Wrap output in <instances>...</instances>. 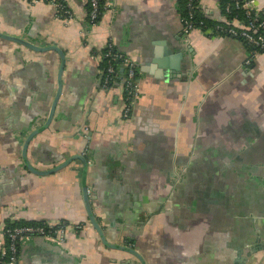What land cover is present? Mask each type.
I'll list each match as a JSON object with an SVG mask.
<instances>
[{"label": "crops", "instance_id": "0c3cea01", "mask_svg": "<svg viewBox=\"0 0 264 264\" xmlns=\"http://www.w3.org/2000/svg\"><path fill=\"white\" fill-rule=\"evenodd\" d=\"M220 1L199 0V12L222 22ZM64 2L73 19L0 0V33L64 53L48 122L58 53L0 37V248L8 224L81 221L61 245L24 240L16 264H142L129 247L144 264H264V54L199 29L185 38L180 0H112L93 25L88 0ZM110 39L137 61L128 119L120 82L100 86ZM76 154L86 167L29 169Z\"/></svg>", "mask_w": 264, "mask_h": 264}, {"label": "built area", "instance_id": "2783aa9c", "mask_svg": "<svg viewBox=\"0 0 264 264\" xmlns=\"http://www.w3.org/2000/svg\"><path fill=\"white\" fill-rule=\"evenodd\" d=\"M27 1L29 3L49 2L54 6L58 16L65 20L74 18L72 10L64 0ZM88 4L89 25L95 24L102 13L110 10L113 6L112 0H88ZM186 6L188 8L187 14L180 17L181 32L185 38L195 29L210 33L215 32L214 34L232 36L244 41L251 48V56L264 54V5L256 6L254 0H233L232 6H225V12L228 13L231 12V9H237L242 12L243 17H239L236 13L231 17L225 15L224 20L221 23L216 22L214 27L206 26L202 20H194V11L198 6L194 3V0H188ZM103 59L106 63L101 70L100 86L107 90L118 81L120 82L124 96L122 117L128 119L131 116L134 101L138 96L137 61L131 54L117 50L112 39L106 43L102 50ZM83 228L84 224L81 221H58L5 227L3 234L7 243L0 248V264H16L19 244L28 238L39 236L46 241L61 245L65 242L69 231L80 232Z\"/></svg>", "mask_w": 264, "mask_h": 264}, {"label": "water", "instance_id": "95a60500", "mask_svg": "<svg viewBox=\"0 0 264 264\" xmlns=\"http://www.w3.org/2000/svg\"><path fill=\"white\" fill-rule=\"evenodd\" d=\"M0 37H4L6 39H11V40H14L18 43H22L23 45L29 47V48H32V49H36V50H54L58 53L59 57H60V67H59V70H58V73H57V91L55 93V96H54V99H53V102H52V105H51V108H50V112H49V116H48V122L49 120L52 118V115H53V112H54V109H55V106H56V103L58 101V98L60 96V93H61V90H62V81H61V75H62V70H63V66H64V53L56 46H46V47H37L35 45H33L32 43H29L23 39H20V38H17V37H12V36H8V35H4L2 33H0ZM40 130H36L34 131L33 133H30L28 136H27V139L24 143V147H23V154L26 150V147L29 143V141L31 140V138L34 136V134L38 133ZM85 136V135H84ZM87 137V136H86ZM75 159H80L83 161V164L84 166L86 167L88 165V160L84 157V156H81L79 154H76V155H73L69 158H67L63 163H61L60 165H57L56 167L50 169V170H47V171H37L36 169L34 168H30L29 169L35 173H38V174H48V173H52L53 171H56V170H59L61 168H63L64 166L68 165L71 161L75 160ZM83 194L85 195L86 194V188L85 186H83ZM87 213H88V219L92 225V227H94V229L98 232V234L103 238V232H102V229L100 228V226L98 225L95 217L92 215L91 213V210L89 207H87ZM113 248H119V249H123L124 247H118L116 245H112ZM127 251H129L130 254H132L134 257H136L142 264L143 263V259H142V256L140 255V253L138 251H136V249L134 248H127Z\"/></svg>", "mask_w": 264, "mask_h": 264}, {"label": "trees", "instance_id": "16d2710c", "mask_svg": "<svg viewBox=\"0 0 264 264\" xmlns=\"http://www.w3.org/2000/svg\"><path fill=\"white\" fill-rule=\"evenodd\" d=\"M188 0H180V5H181V10H182V14L181 16H185L187 14V11H188V8L186 6V3H187ZM199 1V0H198ZM194 3L197 5V0H194ZM233 4V0H221L220 1V9H221V12L226 15V16H229L231 17L233 14H237L239 17H243V14L241 11L237 10V9H231V12H228L226 13L225 12V6L226 5H230L232 6ZM88 11H89V4L86 6V21L88 22ZM194 20L195 21H199V20H202L206 26H210V27H214V25L216 24V22H214L213 20L209 19V18H206L204 15H202L200 12H199V8L198 6H196V9L194 11V16H193ZM99 19V18H98ZM221 23V22H220ZM215 33V32H214ZM219 35V34H218ZM222 35V34H221ZM105 60L103 59L102 60V64L101 66L104 67L105 66ZM45 222H42V221H35V222H27V221H24V222H16V223H13V224H8L6 227H9V226H15V225H27V224H33V225H36V224H43ZM6 243H7V240H6Z\"/></svg>", "mask_w": 264, "mask_h": 264}]
</instances>
